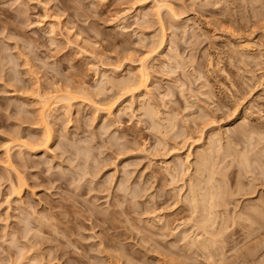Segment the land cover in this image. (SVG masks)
Here are the masks:
<instances>
[{"label":"rangeland","instance_id":"obj_1","mask_svg":"<svg viewBox=\"0 0 264 264\" xmlns=\"http://www.w3.org/2000/svg\"><path fill=\"white\" fill-rule=\"evenodd\" d=\"M157 1L171 4L177 17L166 9L157 15ZM157 1L0 0V19L17 22L9 35L19 38L0 37V264H207L210 254L199 242L216 236L218 259L250 235L226 264L264 261V191L254 183L264 166V5ZM45 3L50 17L68 15L44 21ZM163 37L166 45L155 46ZM143 65L147 91L124 95L118 78L135 79ZM68 92L73 100L54 97ZM109 103L115 106L107 114ZM148 103L158 110L154 118L145 115ZM46 125L50 147L42 140ZM200 155L214 161L219 199L226 198L207 223L191 200V182H209L208 170L198 175Z\"/></svg>","mask_w":264,"mask_h":264},{"label":"bare ground","instance_id":"obj_2","mask_svg":"<svg viewBox=\"0 0 264 264\" xmlns=\"http://www.w3.org/2000/svg\"><path fill=\"white\" fill-rule=\"evenodd\" d=\"M155 1V0H154ZM157 1V0H156ZM209 1V0H208ZM158 2V1H157ZM156 2V3H157ZM161 1H159L158 3H160ZM165 2H167V1H165ZM157 3V4H158ZM258 7V6H257ZM153 8V7H152ZM155 8H156V6H155ZM174 10V9H173ZM156 11V10H155ZM154 11V12H155ZM168 11V10H167ZM141 12V11H140ZM162 12V11H161ZM168 12H170V11H168ZM172 13V12H171ZM150 14V13H149ZM152 14V13H151ZM157 15L159 14L160 16H161V14H160V12L158 13H156ZM156 15V16H157ZM173 16V15H172ZM176 17H177V15H175ZM175 16H173V17H175ZM140 17V16H139ZM144 17V16H143ZM149 17V16H148ZM175 17V18H176ZM150 18V17H149ZM157 18V17H156ZM179 18V17H178ZM160 20H161V18H160ZM175 20V19H174ZM176 20H178V19H176ZM147 21H148V19H147ZM152 22V21H151ZM157 22H158V19H157ZM163 22H164V20H163ZM149 23V22H148ZM185 23V22H184ZM189 23V22H188ZM162 24V23H161ZM53 27H54V25L53 24H51ZM163 25H164V23H163ZM166 25V24H165ZM51 26V27H52ZM179 27V26H178ZM188 27V26H187ZM191 27V26H190ZM55 28V27H54ZM184 28V27H183ZM161 29V28H160ZM163 31V30H162ZM169 35V34H168ZM163 35H161V37H162ZM166 38V37H165ZM164 37H163V39L159 42V45H155V46H159V48H161L160 46H164V45H166L165 44V42H166V39H165ZM170 38V37H169ZM157 39H158V37H157ZM159 41V40H158ZM156 44V43H155ZM153 47V46H152ZM157 50V49H156ZM155 50V51H156ZM173 50V49H172ZM160 53V52H159ZM243 55V54H242ZM11 57V56H10ZM9 57V58H10ZM178 57V56H177ZM169 58V57H168ZM174 58V57H173ZM172 58V59H173ZM146 59V58H145ZM145 59L143 60V61H145ZM171 59V58H170ZM170 59H169V61H170ZM10 60V59H9ZM11 60H12V57H11ZM14 60V59H13ZM12 60V61H13ZM150 60V59H149ZM174 61V60H173ZM173 61H171V62H173ZM11 62V61H10ZM168 62V61H167ZM210 62V61H209ZM212 62V61H211ZM145 63H147V62H145ZM177 63H179V62H177ZM182 62H180L179 64H181ZM124 64V63H123ZM178 64V66L180 67L181 65H179ZM171 65V64H170ZM122 66V65H121ZM141 66V65H140ZM146 66V65H145ZM144 65H143V68H142V70H141V72L139 73V75L138 76H136V78L135 79H131L132 77H130V78H125L124 76V78L122 79V78H118V80H117V82H119V87H120V89H122V90H119V91H122V93L123 92H125L126 93V90L129 92V89H131L130 91H132V90H136V93L139 91H142V90H146L147 91V87H148V82H149V79H150V77H149V74H148V71L146 70V68H147V66L145 67ZM172 66V65H171ZM174 66V65H173ZM172 66V67H173ZM177 66V67H178ZM142 67V66H141ZM167 67V66H166ZM165 66H164V68H166ZM176 67V68H177ZM117 70V69H116ZM150 70V69H149ZM163 70H165V69H163ZM167 70V69H166ZM172 70H174L173 68H172ZM171 70V71H172ZM106 71V70H105ZM119 71V70H118ZM117 71V72H118ZM133 71V70H132ZM139 71H140V69H139ZM138 71V72H139ZM170 71V72H171ZM116 72V71H115ZM131 72V71H130ZM137 72V71H136ZM150 72V71H149ZM151 74V73H150ZM202 73H200V75H201ZM134 75H136V73L134 74ZM106 76H108V75H106ZM199 76V75H198ZM128 77V76H127ZM111 79L113 78L114 79V77H110ZM110 78L108 77V78H106V80H109L110 81ZM200 78V77H199ZM112 79V80H113ZM115 79H117V78H115ZM120 79V80H119ZM106 80H105V82H106ZM101 82V81H100ZM110 82H114V80L113 81H110ZM114 83H116V82H114ZM109 84H111V83H109ZM116 85V84H115ZM118 85V84H117ZM182 86V85H181ZM80 87V86H79ZM82 87V86H81ZM105 87V86H104ZM110 87H111V85H110ZM119 87H118V89H119ZM99 88H101V87H99ZM113 88H115V87H113ZM113 88L111 87L110 89L113 91ZM151 88H153V87H151ZM80 89H82L83 90V87L82 88H79V90ZM102 89H103V87H102ZM116 89V88H115ZM150 89V88H149ZM71 90V89H70ZM78 90V89H77ZM82 90H81V93H83L82 92ZM123 90H125V91H123ZM152 89H150V91H151ZM68 91V90H67ZM66 91V92H67ZM71 91H73V90H71ZM65 92V91H64ZM85 92V91H84ZM89 92V91H88ZM97 92H99V91H97ZM105 92V91H104ZM154 92V91H153ZM77 93H79V91H77ZM86 93V92H85ZM83 94V97H84V95H86V97L88 96L87 94ZM115 93H117V92H115ZM120 93V92H119ZM168 93V92H167ZM68 96V97H65L66 95ZM65 94H63V95H65V96H61L60 97V95H55L54 97H56V98H58V96H59V98L57 99V100H64V99H68V98H71L72 100H73V96L71 95V94H73V93H65ZM100 95H103V94H101V93H99ZM105 94V93H104ZM118 94V93H117ZM121 94V93H120ZM124 94V93H123ZM128 94V93H127ZM130 94V93H129ZM132 94V93H131ZM69 95H70V97H69ZM76 95V94H75ZM95 95V94H94ZM125 95V94H124ZM133 95L135 96V94L133 93ZM149 95V94H148ZM151 95V94H150ZM149 95V96H150ZM167 95H170V94H167ZM48 96V95H47ZM81 95H78V97H80ZM99 96V95H98ZM122 96V95H121ZM153 96V95H152ZM75 98L74 99H76V96H74ZM82 97V96H81ZM94 98H96L95 96H93ZM93 97H92V99H93ZM42 98V97H41ZM44 98V99H43ZM42 99L43 100H46L45 102L46 103H48L47 102V98H46V96L45 97H43ZM46 98V99H45ZM48 98H49V96H48ZM64 98V99H63ZM89 98H90V95H89ZM116 98V97H115ZM129 98V97H128ZM153 98V97H152ZM91 99V98H90ZM89 99V101H91ZM113 99V98H112ZM118 99V98H117ZM133 99V98H132ZM149 99V98H148ZM165 99V98H164ZM65 100V101H66ZM69 100V99H68ZM94 100V99H93ZM96 100V99H95ZM114 100V99H113ZM112 100V101H113ZM119 101H120V99H118ZM127 100V99H126ZM144 100V99H143ZM115 101V100H114ZM124 101V100H123ZM133 101V100H132ZM149 101V100H148ZM168 101V100H167ZM67 102H69V101H67ZM96 102V101H95ZM110 102H111V100H110ZM117 102V101H116ZM116 102H114V104L116 103ZM121 102V101H120ZM137 102V101H136ZM46 103H44L45 104V106H44V109H45V107H46ZM90 103V102H89ZM107 103V102H106ZM111 103H113V102H111ZM111 103H109L110 105L108 106V107H106V105H105V108H104V111H106L107 112V114H110L111 112H113V110H114V106L116 105H113V104H111ZM160 103V102H159ZM70 104V103H69ZM72 104V103H71ZM91 104H93L92 102H91ZM99 104V103H98ZM102 104V103H101ZM140 104V103H139ZM143 104V103H142ZM158 104V103H157ZM189 104V103H188ZM188 104H187V106H188ZM42 105H43V103H42ZM66 105V104H65ZM67 105H68V103H67ZM95 105V104H94ZM113 105V106H112ZM118 105V104H117ZM191 105V104H190ZM72 106V105H71ZM102 106V105H101ZM144 106V105H143ZM162 106V105H161ZM93 107H98V105H95V106H93ZM145 109H143V110H145V115H149L148 117H150V116H152L153 118H154V115H156L158 112H156V111H158L155 107L156 106H154L152 103H148V104H145ZM49 108V107H48ZM141 108V107H140ZM143 108V107H142ZM237 108V107H236ZM43 109V110H44ZM102 109V108H101ZM131 109V108H130ZM52 110V109H51ZM67 110V109H66ZM70 110V109H69ZM136 110V109H135ZM206 110V109H205ZM236 110V109H235ZM46 111V110H45ZM129 111V110H128ZM159 111H160V109H159ZM166 111V110H165ZM69 112V111H68ZM98 112V111H97ZM170 112V111H169ZM162 113V112H161ZM206 114V113H205ZM45 115V114H44ZM48 114H46V116H47ZM51 115V114H50ZM49 115V116H50ZM161 115V114H160ZM163 115V114H162ZM168 115H169V113H168ZM171 115V114H170ZM210 115V114H209ZM249 115V114H248ZM45 116V117H46ZM157 116V115H156ZM155 116V117H156ZM161 117V116H160ZM159 117V118H160ZM167 117V116H166ZM263 117V116H262ZM153 118H152V122L153 121H155V119L153 120ZM253 118V117H252ZM177 119V118H176ZM114 120V119H113ZM196 120V119H195ZM256 120H257V118H256ZM141 121V120H140ZM173 121V120H172ZM176 121V120H175ZM259 121V120H258ZM167 122V121H166ZM194 122V121H193ZM46 123H48V122H46ZM155 124H156V122H154ZM159 123V122H158ZM245 123V122H244ZM109 125V124H108ZM152 125L154 126V124L152 123ZM160 125V124H159ZM159 125H155V127L156 128H160V126ZM47 126V125H46ZM149 126V125H148ZM152 126V127H153ZM176 126V125H175ZM151 127V126H150ZM173 127V126H172ZM47 128V132H46V134L44 135L45 136V139H42L43 141H44V145L46 144V146H49L50 147V143H51V141L53 140V136H52V134H51V131H49V128H48V126L46 127ZM51 128V127H50ZM182 128H184V126L182 127ZM44 129H45V127H44ZM152 129H154V128H152ZM205 129V128H204ZM217 129V128H216ZM162 130V129H161ZM169 130V129H168ZM211 130H213V128L211 129ZM49 131V132H48ZM186 131V130H185ZM208 131V130H207ZM177 132V131H176ZM204 132V131H203ZM206 133V132H205ZM211 133V132H210ZM214 133V132H213ZM174 134V133H173ZM176 134V133H175ZM178 134V133H177ZM184 134V133H183ZM162 135V134H161ZM166 135V134H165ZM222 135V134H221ZM256 135V134H255ZM164 136V135H163ZM163 136H161V138L163 137ZM167 136V135H166ZM183 137V136H182ZM202 137H204V136H202ZM220 137V136H219ZM42 138V137H41ZM160 138V137H159ZM117 139V138H116ZM212 139V138H211ZM35 140V139H34ZM33 140V141H34ZM201 140V139H200ZM203 140V139H202ZM220 140V139H219ZM64 141H67V140H64ZM192 141V140H191ZM212 141H215L214 139H212L211 140V145L212 146H214L213 145V142ZM165 142V141H164ZM188 142V141H187ZM194 142V141H193ZM41 143V142H40ZM158 143V142H157ZM160 143H162L161 141H160ZM167 143V142H166ZM215 143V142H214ZM248 143H250V142H248ZM35 144V143H34ZM42 144H43V142H42ZM41 144V145H42ZM165 144V143H164ZM183 144V143H182ZM204 144V143H203ZM202 144V145H203ZM229 144V143H228ZM43 145V146H44ZM87 145V144H86ZM195 145H197V144H195ZM205 145V144H204ZM251 145V144H250ZM33 145H31V147H32ZM34 146H36V145H34ZM33 146V147H34ZM38 146V145H37ZM117 146V145H116ZM121 146V145H120ZM41 147V146H40ZM119 147V146H118ZM167 147V146H166ZM220 147V146H219ZM223 147V146H222ZM238 147V146H237ZM43 148V147H42ZM86 148V147H85ZM121 148V147H120ZM212 148V147H211ZM221 148V147H220ZM31 149V148H30ZM33 149V148H32ZM34 149H35V147H34ZM33 149V150H34ZM37 149V148H36ZM35 149V150H36ZM40 149V148H39ZM39 149H37V150H39ZM52 149V148H51ZM222 149V148H221ZM8 150H10L9 148H8ZM34 150V151H35ZM212 150H215V149H212ZM231 150V149H230ZM246 150V149H245ZM77 151V150H76ZM81 151V150H80ZM83 151V150H82ZM200 151V150H199ZM216 151V150H215ZM220 152V151H219ZM218 152V153H219ZM222 152V151H221ZM220 152V153H221ZM223 152H226L225 150L223 151ZM222 152V154H224ZM29 153H31V152H29ZM80 153V152H79ZM88 153V152H87ZM189 154L191 153V155H192V152H188ZM187 153V154H188ZM216 153V152H215ZM219 153V154H220ZM62 154V153H61ZM86 154V153H85ZM84 154V155H85ZM177 154V153H176ZM188 154V155H189ZM201 154H203V153H201ZM208 154V153H207ZM212 154V153H211ZM219 154H217V155H219ZM7 155H8V152H7ZM80 155V154H79ZM88 155V154H87ZM181 155V154H180ZM213 155V154H212ZM8 156H10V154L8 155ZM12 156H13V154H12ZM88 156H90V155H88ZM201 156V155H200ZM208 157H209V155H207ZM207 156L206 157H204V158H202V156H201V158H202V160H200V162L198 163L197 162V164L195 165V166H197V169H199V173H198V175L199 174H202L201 172H203V171H206V170H208V172L207 173H210V174H208V175H210L209 176V178H208V180H209V182L208 181H206L207 182V184H208V188H206L205 186L207 185H205L204 186V188L206 189L205 191H204V188L199 184V183H197V184H199L200 186H198L197 184H195V182H191V191L194 193H192L193 194V197L191 198V200H192V206H193V208H195L193 211L195 212V210H196V208H198V207H201L202 208V211H203V213L205 214V219H204V221L206 222H212V219L214 218V216L215 215H217V211L215 210V208L217 207V206H219V205H222V204H224V203H226L225 202V200H226V198H224V200H223V198L222 199H219V196H220V192H221V187H222V184H221V180L219 181V180H217V179H215L214 178V174H216V172H215V169H214V161H212L211 159H208L207 158ZM211 156V155H210ZM214 156V155H213ZM212 156V157H213ZM78 157V156H77ZM215 157V156H214ZM227 156H225V158H226ZM240 160H242L241 162H240V164L245 168V170L247 171V172H249L250 171V169H249V167H250V163H249V156H248V154H246V153H242L240 156ZM13 158V157H12ZM79 158V157H78ZM189 158H191L190 156H189ZM200 158V157H199ZM210 158V157H209ZM219 158V157H218ZM228 158V157H227ZM231 158V157H230ZM11 159V157L9 158V160ZM25 159V158H24ZM92 159V158H91ZM97 159V158H96ZM95 159V160H96ZM215 159V158H214ZM213 159V160H214ZM188 160V159H187ZM225 160V159H224ZM227 160V159H226ZM239 160V161H240ZM12 161V160H11ZM186 161V160H185ZM189 161V160H188ZM188 161H187V163H188ZM199 161V160H198ZM233 161H236V160H233ZM22 162V161H21ZM93 162V161H92ZM193 162V161H192ZM225 162V161H224ZM243 162V163H242ZM75 163V162H74ZM168 163V162H167ZM11 164V163H10ZM9 164V165H10ZM88 164H89V162H88ZM94 164H96V163H94ZM170 164V163H169ZM12 165H13V163H12ZM26 165V164H25ZM190 165V164H189ZM224 165V164H223ZM234 165V164H233ZM240 165V166H241ZM82 166V165H81ZM87 166V165H86ZM85 166V167H86ZM95 166H97V165H95ZM169 166H171V165H169ZM181 166V165H180ZM184 166H186L185 164H184ZM183 166V167H184ZM188 166V165H187ZM192 166V165H191ZM62 167V166H61ZM94 167V166H93ZM168 167V166H167ZM182 167V168H183ZM190 167V166H189ZM242 167V168H243ZM50 168V167H49ZM174 168V167H173ZM181 168V167H180ZM192 168V167H191ZM230 168V167H229ZM243 168V169H244ZM85 169V168H84ZM95 169V168H94ZM187 169H189V168H187ZM96 170V169H95ZM183 170V169H182ZM80 171V170H79ZM167 171V170H166ZM218 171V170H217ZM225 171H226V169H225ZM86 172H88V171H86ZM184 172V171H183ZM183 172H182V174H183ZM189 172V171H188ZM188 172H187V174H188ZM190 172H191V170H190ZM228 172V171H227ZM83 173V172H82ZM78 174V173H77ZM86 174V173H85ZM84 174V175H85ZM89 174V173H88ZM181 174V175H182ZM185 174V173H184ZM204 174V173H203ZM227 174V173H226ZM79 175V174H78ZM180 175V176H181ZM170 176V175H169ZM201 176V175H200ZM221 176V175H220ZM81 177V176H80ZM185 177H187V175L185 176ZM190 177V176H189ZM206 178V177H205ZM225 178H226V176H225ZM91 179V178H90ZM178 179V178H177ZM176 179V180H177ZM187 179H189V181H190V178H187ZM79 180V179H78ZM173 180V179H172ZM18 181V180H17ZM24 181V180H23ZM23 181H22V183L21 184H23V185H25V183H23ZM83 181V180H82ZM91 181H93V180H91ZM170 181V180H169ZM183 181H184V179H183ZM224 181H227V180H224ZM12 182V181H11ZM20 182V181H19ZM78 182V181H77ZM176 182V181H175ZM174 182V183H175ZM205 182V183H206ZM80 183H82V182H80ZM177 183V182H176ZM185 183H186V181H185ZM13 184V183H12ZM78 184V183H77ZM76 184V185H77ZM169 184H170V182H169ZM178 184V183H177ZM20 185V184H19ZM83 185V184H82ZM121 185V184H120ZM174 185V184H173ZM172 185V186H173ZM224 185H225V183H224ZM12 186V185H11ZM169 186V185H168ZM177 186V185H176ZM242 186V185H241ZM14 187H15V185H14ZM21 187V186H20ZM113 187V186H112ZM227 187V186H226ZM230 187V186H229ZM237 187V186H236ZM18 188H19V186H18ZM80 188V187H79ZM130 188V187H129ZM223 188V187H222ZM17 189V188H16ZM23 189V186L21 187V189L20 190H22ZM77 189H78V187H77ZM231 189V188H230ZM240 189V188H239ZM121 190V189H120ZM201 190L203 191V192H201ZM223 190V189H222ZM14 191H15V188H14ZM80 191V190H79ZM226 191H228V190H226ZM238 191V190H237ZM14 193V192H13ZM228 193V192H227ZM236 194V193H235ZM17 195V194H16ZM19 196V195H18ZM227 196V195H226ZM221 197V196H220ZM180 198V197H179ZM228 198V197H227ZM180 199H182V198H180ZM135 200V199H134ZM182 200H185V199H182ZM136 201V200H135ZM223 201H224V203H223ZM227 201H228V199H227ZM225 205V204H224ZM227 205V204H226ZM225 207V206H224ZM228 206H226V208H227ZM219 209H221L220 207H218ZM217 208V209H218ZM229 210V209H228ZM197 211V210H196ZM226 212V211H225ZM257 212V211H256ZM197 213V212H196ZM216 213V214H215ZM158 214V213H157ZM192 214V213H191ZM201 214V213H200ZM233 214V213H232ZM193 215V214H192ZM194 215H195V213H194ZM227 215V214H226ZM235 215V214H234ZM52 216V215H51ZM155 216V215H154ZM196 216V215H195ZM223 216V215H222ZM233 216V215H232ZM232 216H230V217H232ZM191 217H193V216H191ZM216 217V216H215ZM219 217V216H218ZM201 218V217H200ZM199 218V219H200ZM217 218V217H216ZM224 218V217H223ZM234 218V217H233ZM158 219V218H157ZM162 219V218H161ZM161 219H160V221H161ZM190 219V218H189ZM193 219V218H192ZM192 219L191 220H189V222L190 221H192ZM202 219V218H201ZM41 220V219H40ZM188 220V219H187ZM223 220V219H222ZM194 221V220H193ZM192 221V222H193ZM203 221V220H202ZM186 222V221H185ZM188 222V223H189ZM206 222V223H207ZM233 222V221H232ZM247 222V221H246ZM196 223V222H195ZM202 223V222H201ZM200 223V224H201ZM204 223V222H203ZM234 224H235V222H233ZM187 224V223H186ZM197 224V223H196ZM209 224V223H208ZM208 224H204V225H208ZM216 224V223H215ZM222 224V223H221ZM180 225V224H179ZM195 225V224H194ZM198 225V224H197ZM226 225V224H225ZM250 225V224H249ZM202 226H203V224H202ZM211 226V225H210ZM213 226H216V225H213ZM212 226V227H213ZM221 226V225H220ZM174 227H176V226H174ZM222 227V226H221ZM253 227V226H252ZM38 228V227H37ZM196 228V227H195ZM199 228V227H198ZM209 228V227H208ZM214 228V227H213ZM203 229V228H202ZM207 229V227L205 226L204 227V229L203 230H206ZM211 229V228H210ZM222 229V228H221ZM228 229V228H227ZM202 230V231H203ZM220 230V229H219ZM223 230V229H222ZM247 231V230H246ZM185 232V231H184ZM192 232V231H191ZM198 232V231H197ZM206 232V231H205ZM223 232H224V230H223ZM207 233H209L208 232V229H207ZM206 233V234H207ZM225 233V232H224ZM192 234H193V232H192ZM196 234V233H195ZM210 234V233H209ZM213 234V233H212ZM198 235V234H197ZM208 235V234H207ZM216 235V234H215ZM195 236V235H194ZM200 236V235H199ZM251 236V235H250ZM183 237V236H182ZM186 238H187V234H186V236H185ZM198 237V236H197ZM196 237V238H197ZM208 237V236H207ZM209 237H211V236H209ZM213 237V236H212ZM208 238V239H205V240H203V241H201V242H199L198 243V245L200 246L199 248H201V249H203L204 251H206L207 253H209L210 255H213V251L215 250L216 251V249L215 248H217L216 247V236H215V239H213V238ZM247 237V236H246ZM200 238H202V237H200ZM204 238H205V236H204ZM223 238V237H222ZM224 239V238H223ZM186 240V239H185ZM184 240V241H185ZM188 241V240H187ZM254 248V247H253ZM20 250V249H19ZM21 251V250H20ZM215 253V252H214ZM24 254V253H23ZM24 256V255H23ZM217 257V256H216ZM21 258V257H20ZM19 258V259H20ZM28 261V260H27ZM32 261V260H31ZM35 261V260H34ZM29 263H31V262H29ZM33 263H35V262H33ZM39 263V262H38ZM35 264H37V263H35ZM40 264V263H39Z\"/></svg>","mask_w":264,"mask_h":264},{"label":"snow or ice","instance_id":"obj_3","mask_svg":"<svg viewBox=\"0 0 264 264\" xmlns=\"http://www.w3.org/2000/svg\"><path fill=\"white\" fill-rule=\"evenodd\" d=\"M141 2H143V0H141ZM261 4L264 5V0H261ZM77 8H79L81 5L79 3H77L75 5ZM212 7H215V8H221L222 5L221 4H214V5H211ZM254 7L256 6L255 4L253 5ZM54 7H61V5L59 4H56L54 5ZM43 8L45 9V12L46 14L44 15L43 17V20L44 21H48L49 19H51L53 22L57 21V20H61L63 19L65 16H67V12L63 13V14H58V15H54V16H49L47 14V9L49 8V3H45L43 5ZM161 9H166L170 12H172L173 15H175V12L173 10V7L171 4L167 3V2H164V3H160L158 6H157V12H159ZM193 11H195V6L193 7ZM260 21H261V31H264V12H262V15L260 17ZM16 23L15 21H12V20H7V19H0V25L3 26L4 30L3 31H0V37H3L5 40H17L18 41V37L17 36H10L9 35V29L10 28H14L16 26ZM27 27L28 28H33L35 27L34 25H32L30 22L27 24ZM228 32H232L233 29L232 28H226L224 29ZM55 31L56 29L53 28L52 29V32L49 33V35H55ZM73 33L76 31L75 28L72 29ZM257 29L256 28H253L252 29V32H256ZM235 34V33H234ZM77 40L80 39L79 36L76 37ZM234 115V113H233ZM230 118V117H229ZM4 148H8L9 145H3ZM254 183L255 184H259L261 186V191H264V166H262L259 170V179L258 180H254ZM9 199H11V196L9 197ZM258 215L260 217V231L261 233H264V207H262L261 209H259V212H258ZM249 224H252V221L249 220L248 221ZM253 227H256V225H253ZM26 238V237H25ZM252 237L251 236H248L246 239L244 237H241V240L244 241L243 244H237L235 247H233V250L232 252H225L223 256H220L218 259L213 257L212 255H209V258L207 260V264H226V261H225V257H233V256H236L238 255L241 251H244L245 248H246V244H247V240H250ZM262 247H264V245H262ZM21 259H23V257H21ZM129 264H132L131 261H129ZM262 264H264V261H262Z\"/></svg>","mask_w":264,"mask_h":264}]
</instances>
